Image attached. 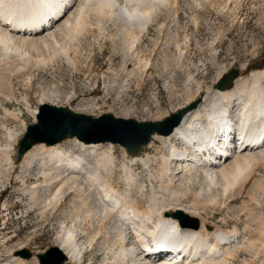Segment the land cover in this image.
Here are the masks:
<instances>
[{"label": "bare ground", "instance_id": "1", "mask_svg": "<svg viewBox=\"0 0 264 264\" xmlns=\"http://www.w3.org/2000/svg\"><path fill=\"white\" fill-rule=\"evenodd\" d=\"M194 2L200 7L215 6V0ZM179 9V0H0V96L3 88L11 86L10 67L15 71L42 70L63 58L80 70L82 39L91 35L99 44L110 24L116 30L109 39L124 58L115 74L123 79H114L113 85L136 82L140 88L154 67L153 54L158 52L160 41H154L150 51L140 46H144L156 22L159 21L162 33L166 25L164 15H168L166 19L178 18ZM49 11L54 17H50ZM19 28L29 31L17 33ZM184 39H170L178 52V64L185 63L189 53L188 38ZM170 54L169 49L164 51V67L173 61L169 60L173 57ZM186 61L178 68H189L188 62L192 61ZM187 74L189 82L195 80V76ZM223 74L226 72L218 73L219 79ZM217 83L206 92L198 86L193 92L186 86L185 103L181 102L183 105L175 108L174 113L197 102L198 107L188 113L171 135L155 134L139 154L131 155L124 147L127 154L124 150L120 165L115 145L86 144L77 138L52 146L35 145L16 163L14 153L25 134L9 129L0 120L7 141L5 148L0 149V187L12 178L20 189L17 191L30 199L33 212L39 213L40 219L51 227L58 225L57 246L67 255V264H84L85 254L97 247L102 252L103 264H145V256L161 251L159 248L169 252L168 264H264V206L260 204L264 177H256L259 169L264 168V151L232 155L218 164L219 158L232 154V146L219 149L224 134H246L250 126L264 124V115H253V100L264 96V63L246 65L230 89H217ZM42 97L41 105L47 104L50 97ZM66 101L71 103L72 98ZM92 104L79 105L84 110ZM50 105L64 107L58 103ZM33 113L35 116L37 112ZM65 143L74 144V150H68ZM157 143L160 145L155 148ZM116 173L122 179L120 188L114 182ZM31 181L35 183L29 185ZM250 185L252 188L246 193ZM238 197L245 201L236 212L238 217L247 219L244 230L213 226L209 219L227 201L238 202ZM177 211L198 218L200 229L182 228L168 216ZM13 241L0 238V245L9 249ZM18 246L19 253L28 243L20 242ZM241 254L246 259L239 262ZM23 258L21 253L11 254L2 264H29ZM40 263L35 258L30 264Z\"/></svg>", "mask_w": 264, "mask_h": 264}, {"label": "rangeland", "instance_id": "2", "mask_svg": "<svg viewBox=\"0 0 264 264\" xmlns=\"http://www.w3.org/2000/svg\"><path fill=\"white\" fill-rule=\"evenodd\" d=\"M194 1L179 0L178 18L173 16L171 19H166L168 15H164L162 20L166 21L167 26L165 25L163 34L159 32V21L151 28L143 44L144 46L141 45L140 47H143L142 49L145 51H150L154 41L158 39L160 41L157 46L159 53L153 54L154 67L145 77L140 88L137 87L136 82L126 83L125 86L117 84L123 78H121L122 76L116 77L115 74L119 71L124 58L121 57L120 52L116 51L117 46H115V43L109 39V36L115 33L116 30L115 25L110 24L107 27L105 37L99 44L94 42L91 35L82 39L80 57L76 56L79 59V67H76L80 70L71 66L63 58V60L59 59L53 66L42 70L34 68V70H22V72L11 70L13 68L8 66V68L10 67L9 71L14 75L10 74L11 76H9L11 86L8 85V87L2 89L0 120L9 129L18 132L23 131L25 134L27 127L36 122L35 119L41 107L42 96L48 95L50 100L46 101L47 104L58 103L74 112H83L82 114L94 117L112 114L115 117L134 119L140 122L163 121L173 115L180 105H183L181 102L185 103V92L188 86L192 88V91L196 92L197 88L201 87L203 88L201 91L206 92L208 88L216 86L215 83H219L223 77L221 76L219 79L218 73L225 71L227 74L231 69H239L240 71L246 65L254 62L264 63V0H215V6L206 5L202 7L195 6ZM176 33L179 34V37ZM176 38L182 41L186 40L184 38H188L189 53L185 55V63L180 62L178 64L176 62L178 52L174 46L172 47V42H175L174 39ZM170 39H173L172 42H170ZM162 40L164 41L161 42ZM212 44H215L213 46L215 51L211 49ZM168 45H170V48ZM164 48L165 50L169 49L170 55H173L169 58L173 61H168L169 63L166 65L168 67L165 66L166 68L163 65ZM186 59L191 60L193 64L188 62L189 68L181 66L179 69L178 67L182 63L183 65L187 64ZM183 68L184 70H182ZM21 72L23 75H21ZM187 73L195 76V80L189 82ZM243 76H246L245 72H243ZM114 79L119 82L113 85ZM196 81H198V84H196ZM67 98H72L71 103L66 101ZM87 102L93 104L91 106L87 105L89 109L81 110L80 105H85ZM10 111L13 112L12 115L10 114L12 118L9 115ZM33 112H37L35 116ZM14 116H17L18 120H15ZM6 142L3 130L0 129V149L5 148ZM102 144L115 145L118 163L123 160L124 150V154H127L126 149L118 144ZM63 145L70 151L75 148L72 143ZM159 145L157 143L155 148H158ZM18 150L19 145L14 153L16 163ZM141 171L142 169L138 173H141ZM116 174L117 177L115 175L114 182L120 188L122 187V179L119 173ZM256 177H264V168L259 169ZM32 183H35V181H31L29 185ZM250 188H252V185L248 187L246 193L251 190ZM5 189H7L6 195L3 194ZM17 190L20 189L12 181V178L4 187H0V230L4 228L3 225L7 224L4 231H0V238L14 240L10 243L9 249L0 245V251L2 250L0 264L6 262L9 255L17 256L24 250L29 251L32 255L30 258H23L30 264L35 258L39 260L38 254H44L47 250L58 245L56 240L60 230L58 225L55 224L51 227L48 222H43L39 213L33 212V209L30 208L28 196ZM133 195L136 197L135 194ZM137 198H141V195H137ZM260 199L262 200H260V204L264 206V197ZM237 200L238 202L234 203L227 201L226 206L219 213L216 212L213 218L209 219L210 223L213 226H221L225 230L237 227L243 231L247 219L245 216L238 217L236 212L239 211L240 206L245 201L239 197ZM140 203L144 204L145 201L141 199ZM5 210H10L13 213V219L2 223V220H5ZM16 210H18V213L14 215ZM244 210L248 211L249 209L244 207ZM41 222L44 224H41ZM26 241L28 243L27 248L18 253V248H20L18 244ZM101 255V250L98 247L95 248L93 252L85 254L84 264H103ZM245 259V255L241 254L238 261L241 262Z\"/></svg>", "mask_w": 264, "mask_h": 264}, {"label": "water", "instance_id": "3", "mask_svg": "<svg viewBox=\"0 0 264 264\" xmlns=\"http://www.w3.org/2000/svg\"><path fill=\"white\" fill-rule=\"evenodd\" d=\"M239 69L231 71L220 79L217 89H230L239 77ZM199 102L184 108L163 121L140 122L134 119L115 117L112 114L94 117L80 114L66 107H56L43 104L39 109L36 122L27 127V131L20 142L17 161L35 145L52 146L67 139L77 138L79 141L91 143H112L125 147L129 154L137 155L147 146L155 134L168 136L179 127L191 110L198 107ZM177 220L184 229L199 230L201 222L183 211L168 215ZM21 255L30 258L29 251H22ZM41 264H66L67 255L54 246L44 254L38 255Z\"/></svg>", "mask_w": 264, "mask_h": 264}]
</instances>
